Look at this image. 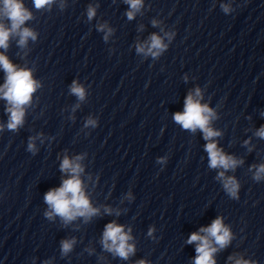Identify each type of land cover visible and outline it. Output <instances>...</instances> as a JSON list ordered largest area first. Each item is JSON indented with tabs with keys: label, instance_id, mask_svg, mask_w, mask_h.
<instances>
[{
	"label": "clouds",
	"instance_id": "clouds-1",
	"mask_svg": "<svg viewBox=\"0 0 264 264\" xmlns=\"http://www.w3.org/2000/svg\"><path fill=\"white\" fill-rule=\"evenodd\" d=\"M130 5V11L127 13L129 19H132L136 11H139L142 0H125ZM52 3V0H34L35 7L40 9L45 5ZM3 7L0 8V16L10 22V27H6L3 22H0V48L7 49L10 36H19V45L25 46L29 38L36 39V34L28 27H23L26 21L32 19V14L24 7L22 0H2ZM229 9L224 8L227 12ZM95 16V9L91 6L88 9V18L91 20ZM155 21L153 24L155 25ZM104 25L100 26V30H103ZM107 39V36H105ZM167 46L163 44L162 39L153 34L150 37V46L145 52L143 45L137 46V52L151 54L152 56L159 55ZM156 50V51H154ZM0 67H2L6 73V81L3 87H0V93L3 98L7 100L9 107L6 109L10 113L7 128L9 130H16L18 126L22 125L25 115L24 106L28 105L32 94L39 87L37 81L32 77V73L27 69H17L9 59L0 54ZM71 92L78 97L79 100L85 98V89L76 83L72 84ZM195 96H200V90L197 89ZM214 113L207 105H202L198 99H195L193 94L189 95L185 99L184 111L176 112L174 114V120L180 124L183 129L191 130L195 132L199 128L203 134L204 139L209 141L205 145V150L209 155V166L211 168H222L225 171L228 169H234L238 163L231 156L225 155L221 149L217 147V144L212 140L213 137L219 136L220 133L214 131L209 127V120ZM88 125L95 126L96 121L89 119ZM3 126L0 125V128ZM257 135L264 138V126H262ZM33 148V145L29 144V150ZM80 157H77L79 160ZM61 171L71 173L70 178L63 180L62 185L59 188L50 189L44 196L45 202L48 204L51 211L45 213V215L51 219L53 216L61 217L65 223H68L77 217H84L86 220L99 213V209L93 208L90 205L89 199L85 195L82 188V182L79 178V173L83 171L78 163L64 158L61 164ZM225 171L219 173V178L224 181V189L233 197L237 198V192L239 185L234 178L225 177ZM261 173H264V165L259 166L256 179L260 178ZM106 212H111L110 209H105ZM200 232L207 235H200L198 232H193L189 238L188 243L198 242L196 247L197 256L195 258V264H215L213 254L217 251V248L212 246V242L209 237L214 238L215 244L221 248L226 246L230 239L231 233L227 227L222 223L221 218L215 219L211 225L207 228H201ZM131 237L125 233L123 226L116 224L115 222L108 223L105 226L103 232V246L106 250L113 252L123 259H127L129 254L134 251V247L128 243ZM74 241H63L62 249L64 253L71 250ZM139 264H144L140 261ZM236 264H249L248 261L236 260Z\"/></svg>",
	"mask_w": 264,
	"mask_h": 264
}]
</instances>
